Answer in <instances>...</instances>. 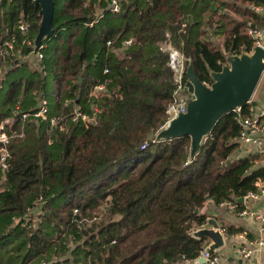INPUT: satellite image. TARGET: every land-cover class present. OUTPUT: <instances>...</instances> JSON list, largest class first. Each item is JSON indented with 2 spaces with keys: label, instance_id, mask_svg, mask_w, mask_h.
<instances>
[{
  "label": "trees",
  "instance_id": "trees-1",
  "mask_svg": "<svg viewBox=\"0 0 264 264\" xmlns=\"http://www.w3.org/2000/svg\"><path fill=\"white\" fill-rule=\"evenodd\" d=\"M85 1L67 0L62 16L75 24L92 22L97 9L93 4L84 8ZM182 1L127 0L121 13L106 11L122 21L98 34L103 62V78H99L87 71L82 53L63 52L71 49L67 40L63 49H57L58 61L46 76L36 61L38 69H32L30 51L42 19L40 7L34 0H0V43L9 38L8 26L21 18L31 23L26 58L10 61L6 68L0 120L13 115L19 99L25 109L34 108L36 90L46 92L54 115L70 110L62 101L54 102L58 91L63 100L73 99L86 108L91 104L89 91L97 83L111 79L108 89L116 91L94 100L101 109L95 125L87 128L68 120L61 131L33 118L26 123L25 138L12 141V167L0 192V264L42 260L45 264H182L196 259L205 246L207 237L198 239L191 233L212 216L204 209L206 204L220 206L241 197L256 180L264 179V166L255 167L250 155L239 156L240 144L233 140L239 133L235 111L219 118L194 157L188 134L152 141L151 135L169 117L167 109L177 87L169 53L158 45L165 33L171 31L186 66L192 63L199 79L211 86L213 73L228 65L229 56L253 51L255 39L249 27L264 29V15L256 10L264 7V0H203L214 4L207 25L223 44L218 45L212 34L193 38L191 26L177 31L173 24L184 13ZM53 28L47 39L60 37V27L53 23ZM128 38L134 43L121 49V41ZM108 40L114 43L109 50ZM187 80L186 74L184 83ZM41 196L46 210L42 223L22 227L27 208ZM102 206L103 218L77 223L92 219ZM225 231L236 234L244 229L230 225Z\"/></svg>",
  "mask_w": 264,
  "mask_h": 264
},
{
  "label": "built area",
  "instance_id": "built-area-1",
  "mask_svg": "<svg viewBox=\"0 0 264 264\" xmlns=\"http://www.w3.org/2000/svg\"><path fill=\"white\" fill-rule=\"evenodd\" d=\"M127 0H106L103 12L108 11L111 14H119L123 11L124 2ZM90 1L84 2L85 6H89ZM107 7V8H106ZM256 10L260 13H264V7H256ZM103 12L100 16L95 17L88 25L93 26L94 23L102 18ZM6 33L9 38L4 39L0 43V87H2L4 74L6 68L10 64V61H20L25 59V46L31 44V23L21 18L14 26H8ZM255 39V45L264 47V29H255L252 26L248 29ZM171 31H167L164 36L163 44H161V50L169 53L168 65L174 71V79L177 84L174 91V100L170 103L167 109L169 114L168 119L162 125L165 128L170 120L178 118L181 113H186L188 110V104L192 100V95L185 91V83L183 81L184 75L187 74L186 57L181 49L177 48L173 44ZM134 43L133 38L123 39L121 41V49L129 48ZM114 46L112 40L107 41L108 50ZM44 45L37 47L34 42V48L30 51V55H34L36 65L41 69L44 76L48 74L47 66L45 64ZM29 55V54H28ZM29 55V56H30ZM181 61L182 70L177 71L175 65ZM15 63V62H14ZM109 68L103 69V74L107 75ZM264 74V72H263ZM111 79L99 82L91 87L88 94L87 103H91L89 108H86L83 104L76 102L73 99H62L59 91L53 96L55 102L62 101L63 104L70 108L68 112L60 113L59 115L52 114L51 101L48 98L46 92L36 90L34 95L37 96L38 103L33 108L25 109L24 101L19 99L13 106V115L4 117L0 120V192L6 182L7 174L11 170L13 154L11 151V144L14 139H23L26 136V123L33 119L39 118L49 122V128H58L61 131L65 130L68 120L74 123H81L85 127H90L98 123V114L101 109L94 100L100 99L105 95L115 94L116 91H110L108 84ZM257 88V87H256ZM256 89L250 99H248L243 105L237 106L233 111L237 113V123L239 125V133L233 138L234 141L239 142L240 145H246L252 152L257 151L258 157L254 158L253 162L259 167L264 166V105L260 106L255 102ZM94 101V102H93ZM153 142L159 141L157 137L152 139ZM148 141L144 142L142 148H145ZM242 199V200H241ZM264 199V179H258L255 181L254 188L250 189L245 195L237 197L233 200H226L220 203V207L226 208L232 213L244 216H253L256 219L261 220L264 223V210L259 211L253 206V202ZM41 196L38 202L27 208L26 213L22 217V227H34L39 226L42 223V216L46 210L43 209ZM74 215L78 214V209H74ZM100 218V216H94L92 219H78L77 223L85 224ZM20 221V218L16 219ZM210 225L209 223L199 227L203 228ZM240 238L247 240L245 243H240L237 246V254L241 259L252 260V264H262L260 261V253L264 249V229L261 233L249 239L246 233H241ZM203 257L205 264H224L221 261L220 255L217 250H210L205 247L201 250L200 255L194 259L196 263H199V258ZM30 264H45L44 260L41 262H31ZM77 264H83L78 262Z\"/></svg>",
  "mask_w": 264,
  "mask_h": 264
},
{
  "label": "water",
  "instance_id": "water-1",
  "mask_svg": "<svg viewBox=\"0 0 264 264\" xmlns=\"http://www.w3.org/2000/svg\"><path fill=\"white\" fill-rule=\"evenodd\" d=\"M34 2L40 7L42 16L35 38L36 46L40 47L43 40L54 32L55 0H34ZM233 56H236V61L232 69L227 68L226 65L221 72L213 73L215 82L211 86L202 82L196 75L192 63L189 64L188 80L184 87L185 91L192 95L188 110L173 119L168 128L161 130L157 136L158 140L188 134L192 138L191 157H194L201 147L204 136L210 133L219 118L252 97L264 72V47L256 46L253 55L245 61L241 60L239 55ZM23 61L24 59H20V62ZM208 223L210 225L197 228L191 234L198 239L209 238L205 247L217 250L225 243L221 230L224 222L210 217ZM199 264H205L203 257L199 258Z\"/></svg>",
  "mask_w": 264,
  "mask_h": 264
},
{
  "label": "rangeland",
  "instance_id": "rangeland-1",
  "mask_svg": "<svg viewBox=\"0 0 264 264\" xmlns=\"http://www.w3.org/2000/svg\"><path fill=\"white\" fill-rule=\"evenodd\" d=\"M66 1L67 0H55V14H54L53 23H55L58 27H60L58 31V34L60 35V37L59 38L52 37L49 39L46 38V40L44 39L42 42L43 45L45 46L43 49V52L45 56L44 62L47 66V70L49 72L50 69L53 68V65L56 64V62L58 61V55H59V53L57 54V49L58 48L63 49V47L65 46V41L67 40L66 47H71V49L70 50L68 48L64 49L63 52H67V53L70 52L71 54L75 56L82 53V55H84V59H85L84 64L87 68V71H89V73H91L92 75H99L98 76L99 78H103L102 69H101L103 68L102 67L103 62H102V57L99 55L101 51V47H100V42L98 40V34L100 33L102 29L107 28L109 25L120 24L122 19L118 18L117 16L114 17L109 13L107 14L106 11L103 12V9H104L103 7H105L104 5L106 3V0H94L93 3L91 0H89L90 1L89 6L84 5V8H89L93 4V6L97 9L95 16L96 17L100 16L102 12L104 16L102 18L100 17V20L94 23L93 26L91 25L88 26V24L86 23H76L75 24L69 21L68 19H66L65 17H63L61 14L63 3H65ZM138 1L139 3H143L144 0H138ZM100 4H102L103 6H101ZM182 8L184 11L183 15L180 16V20L177 19L178 21H174L173 23L175 26H178L177 31H182V29L185 28L188 24L189 26L192 27V37L193 38L210 37L209 35H211L213 31L212 29L208 27L207 20L212 15L210 10L214 9V4H211L203 0H183ZM77 28L80 30L79 33H76L77 30L75 31V29ZM74 33L77 35L74 36L75 42L73 44L72 34ZM211 36L218 45L223 44L222 37L214 35V34H212ZM163 41L164 40L162 39L160 42H158L160 49H161V44H163ZM172 42L174 44V41ZM255 47L252 52L239 55V58L243 61L248 60L249 57L253 55L255 51ZM35 59L36 58H32V60H29L30 62L29 64L32 67V69H38V67L34 65ZM235 61H236V56L231 55L229 58V63H228L227 68L232 69ZM4 77H5V74H4ZM64 87L67 88L68 86L65 85ZM263 89H264V75L261 77L257 85V88H256L257 94H259L260 92L262 93ZM163 129L165 128L161 127L159 130L155 131L151 136L157 137L160 134L161 130ZM160 140H165V138H161ZM104 214L105 213L103 210V206L100 207L95 212H93L94 216H100L102 218L104 217ZM219 254L222 256V253H219Z\"/></svg>",
  "mask_w": 264,
  "mask_h": 264
},
{
  "label": "crops",
  "instance_id": "crops-1",
  "mask_svg": "<svg viewBox=\"0 0 264 264\" xmlns=\"http://www.w3.org/2000/svg\"><path fill=\"white\" fill-rule=\"evenodd\" d=\"M262 15H264V13H262ZM255 102L256 104L260 106L264 105V89L262 93L260 92L259 94H257L256 92ZM238 152H239V156L244 157L246 155H250L253 158L258 157V154H255L257 151L252 152L251 150L248 149L246 145H243V146L240 145ZM254 166L258 167L255 163H254ZM253 206L256 207L257 210L263 211L264 210V199L253 202ZM204 209L212 215L211 216L212 218H215L219 222H224V226L221 228V230L224 236L225 243L222 247L217 249L218 254L222 253V256L219 254L221 257V261L224 264H252V260H245V259L243 260L237 254V246L240 243H245L247 241V240L240 238V234L246 233L249 239H251L252 237H256L264 229V223L261 222V220L256 219L253 216L241 217L237 215L236 213H232L228 211L224 207L216 206L212 202H208ZM230 225H234L235 227H242L244 231L238 232L236 234H227L225 231V227L230 226ZM208 240L209 238H207V241ZM260 261L262 264H264V249L260 253ZM183 264H199V263H196L194 260H190V261H186Z\"/></svg>",
  "mask_w": 264,
  "mask_h": 264
},
{
  "label": "bare ground",
  "instance_id": "bare-ground-1",
  "mask_svg": "<svg viewBox=\"0 0 264 264\" xmlns=\"http://www.w3.org/2000/svg\"><path fill=\"white\" fill-rule=\"evenodd\" d=\"M175 68L177 69V71H181L182 70V63H181V61L179 62V63H177V65H175ZM173 121V119L172 120H170V122L167 124V128L170 126V124H171V122Z\"/></svg>",
  "mask_w": 264,
  "mask_h": 264
}]
</instances>
